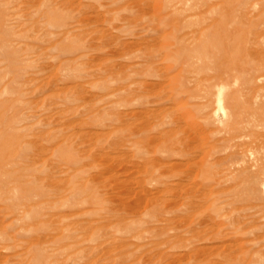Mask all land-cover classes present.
Instances as JSON below:
<instances>
[{
	"label": "rangeland",
	"instance_id": "1",
	"mask_svg": "<svg viewBox=\"0 0 264 264\" xmlns=\"http://www.w3.org/2000/svg\"><path fill=\"white\" fill-rule=\"evenodd\" d=\"M0 15V264H264V137L236 152L225 123L212 148L177 146L176 119L206 100L182 87L211 83L232 46L262 56L264 124V0H0Z\"/></svg>",
	"mask_w": 264,
	"mask_h": 264
},
{
	"label": "bare ground",
	"instance_id": "2",
	"mask_svg": "<svg viewBox=\"0 0 264 264\" xmlns=\"http://www.w3.org/2000/svg\"><path fill=\"white\" fill-rule=\"evenodd\" d=\"M207 5L208 4H206L205 6L207 7ZM37 6H38V11L41 12L40 14L42 16L46 17L47 23L52 24L53 23L52 22L53 21V12H54L53 8L48 7V5L45 4V2L44 3L41 2V3L37 4ZM41 8L43 9V11H41ZM196 10H198V9L196 8ZM169 17H171V16H169ZM177 17H178V15H177ZM184 17H183V19H184ZM173 18H176V17H172V19ZM3 19H4V16L0 15V29H2V28L4 29V26H5ZM172 21L176 22V19H174ZM227 23H225V25ZM223 26H221V28ZM178 28H177V30H178ZM198 31H200V29ZM236 32H238V31H235L234 33H232V31H230L231 34L230 35L227 34L223 38L222 46L225 44L227 45L228 42L231 41L230 39L234 38ZM183 34H186V32H184ZM198 35H200V34H198ZM198 35H196V37ZM7 37H8V31H6L3 35H0V60H1L0 64H3L4 62L5 63L8 62L9 64L11 63L10 55L7 53V50H6L7 46L10 44ZM6 38H7V40H6ZM239 38H241V37H239ZM251 40H253V39H251ZM254 42H255V40H254ZM244 44H242V47ZM250 44L253 45L254 43H250ZM208 47H209V44H206V48H208ZM250 48H251V46H250ZM239 49L242 50V48H239ZM239 49L235 50L234 47L231 46V47H226V48L223 47V48H221V50L214 51L216 54V59H215V62L213 64L212 70L215 71V73L213 74V77L211 79V83H207L206 86H204L202 83L198 82V80L196 78H191L190 80H188V83L182 87V89H185V91L188 92L189 97L193 96V97L197 98V100L199 99V97L201 99L207 100L208 98H212L211 95H214L215 97H214L213 101H215L216 105L214 108H212V104L211 105L209 103L205 104L206 100L203 101V103L200 101L196 102V103L194 102L191 105V107H188L184 111H182L181 113H178L179 115L177 116L176 119L178 121H182L184 123L183 126L178 127V128L182 129V131L186 135H181L179 137L178 142H177V146L183 142L182 141L183 139L187 140L189 137H191L192 138L191 140L195 142L194 146H196V147L197 146H202V147L209 146L210 148H212L213 145L211 143L209 144V142H208V133H210V131L213 127L218 126V124H225V123H231V130L229 133H227L225 135V138L223 141L224 142H230V141L234 142L236 144V147H235L236 152L238 150H241L242 148H245V146L247 144L251 145V146L255 145V147H257V146H259L260 141L261 142L263 141L262 137H264V134L262 133L261 130H262V128L264 129V124L260 118L261 96H259V93L255 94V92L257 90V85H258L257 81L261 80V79H257V77L259 78V76H260V74L257 75V71H259V69H258L259 67L263 66V63L261 64V63H259V61L255 60L256 58L259 59L256 56H259L260 54L256 53L257 54L255 56L256 58L253 57V59L248 60L246 55H245L246 52L243 55H240V54L237 55V53H239L241 51ZM247 53H248V51H247ZM248 54L250 56H253L254 52L251 55V53L249 51ZM15 59H16V61L12 64V68L16 69V71H18V72L23 71L24 69H22V65H20V63L23 64V60H21V59L17 60L16 57H15ZM250 70H252V71H250ZM246 71H249L248 72L249 75H247V77H245V78L241 77L240 75L246 73ZM199 79H200V77H199ZM232 82H235V83L240 82V83H242V86L238 87L235 90H230L228 93H225L226 87L230 86L232 84ZM146 86H150V84H146ZM189 87H191L190 88L191 91H189ZM214 90H216V91L214 92ZM244 93H247V94L244 95ZM215 103H213V104H215ZM194 111H198V112L203 113V114L207 113V115L205 114L206 116H200V115H197V113ZM238 116H240L239 117L240 119H238ZM177 131L178 130H174V129L168 130V132H170L171 134H174ZM164 133H167V131H164ZM236 138H241L243 141L237 142ZM181 149H182L181 146L177 148L175 146L172 147L171 145H167L162 149V151L166 152V153H170V155H168V156L171 157L173 155L172 153L175 150H179V152H180ZM206 152L208 154L210 151H206ZM2 161H0V162H2ZM174 163H173V165H174ZM149 164H150V162L147 161L145 164L146 166L144 167V170H142V172L146 175V177L148 178L149 181H151V182L153 181L155 183H162L163 184L162 179L158 178V176H157L158 173L156 175L155 171H153L151 168L148 169ZM254 164L258 167L259 171H257L255 177L253 178V180H251V186L253 189L252 193H251L252 194L251 197L257 198L260 195V193L258 191V187L256 188V185L260 183L259 177L257 175L260 172H262V170L264 171V159L256 158ZM252 167H253V165H252ZM138 168H141V166H138ZM202 170L204 171V168H202ZM246 170H248V169H246ZM178 183H176V184L178 185ZM261 183H263V182H261ZM263 192H264V190H263ZM66 228H67V226H66ZM82 236H84V235H82ZM74 237H75L74 235H69L67 238L68 239H74ZM85 239H86V237H85ZM76 241H78V240H76ZM79 241H80V239H79Z\"/></svg>",
	"mask_w": 264,
	"mask_h": 264
}]
</instances>
